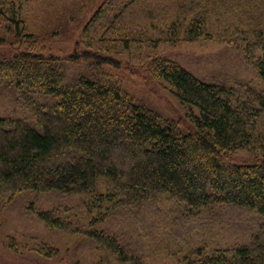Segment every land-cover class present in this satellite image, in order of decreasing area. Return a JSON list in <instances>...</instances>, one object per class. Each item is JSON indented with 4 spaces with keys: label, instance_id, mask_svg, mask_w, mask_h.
<instances>
[{
    "label": "trees",
    "instance_id": "1",
    "mask_svg": "<svg viewBox=\"0 0 264 264\" xmlns=\"http://www.w3.org/2000/svg\"><path fill=\"white\" fill-rule=\"evenodd\" d=\"M119 1L122 14L138 5V15L167 25V40L221 33L262 85L207 81L175 61L153 60L150 70L186 107L184 130L113 78L70 82L58 63L119 62L84 50L36 51L24 9L31 0H0V192L62 193L65 208L40 217L76 227L121 264H264V0H235L236 8ZM220 234L234 238L225 244Z\"/></svg>",
    "mask_w": 264,
    "mask_h": 264
},
{
    "label": "rangeland",
    "instance_id": "2",
    "mask_svg": "<svg viewBox=\"0 0 264 264\" xmlns=\"http://www.w3.org/2000/svg\"><path fill=\"white\" fill-rule=\"evenodd\" d=\"M209 1L202 0L201 4ZM222 1L236 8L235 0L210 3ZM137 7L133 5L122 14L119 0H31L24 9L29 29L37 37L33 44L36 51L67 57L76 50H84L112 56L119 62L118 68L111 65L97 68L83 59L58 63L70 82L84 74L101 81L113 78L136 100L165 120L180 123L184 130L188 129L186 107L172 86L150 70L153 60L175 61L207 81L262 85L255 65L245 60L236 45L224 42L219 37L221 33H214L210 39L203 34L190 40L184 32L177 41L167 40L168 26H160L149 15L144 18L138 15ZM171 9L172 15H176L177 7ZM221 16L223 23L229 20L228 14ZM239 153L246 158L250 151ZM69 200L59 192H0V264H93L100 259L102 264H121L99 249L89 236L78 233L76 227H52L40 217V211L57 208L62 211ZM74 219L75 216H70L69 221ZM147 236V244H155L156 240ZM233 238L222 235L221 242L226 244Z\"/></svg>",
    "mask_w": 264,
    "mask_h": 264
}]
</instances>
